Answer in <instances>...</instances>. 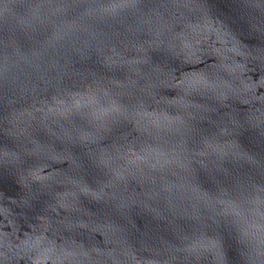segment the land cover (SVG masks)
Wrapping results in <instances>:
<instances>
[{
    "label": "water",
    "instance_id": "water-1",
    "mask_svg": "<svg viewBox=\"0 0 264 264\" xmlns=\"http://www.w3.org/2000/svg\"><path fill=\"white\" fill-rule=\"evenodd\" d=\"M0 264H264V0H0Z\"/></svg>",
    "mask_w": 264,
    "mask_h": 264
}]
</instances>
